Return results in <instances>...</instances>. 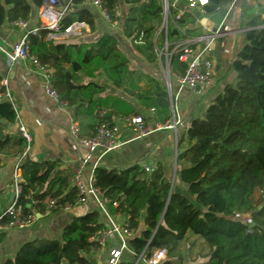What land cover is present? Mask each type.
Returning a JSON list of instances; mask_svg holds the SVG:
<instances>
[{
	"label": "trees",
	"instance_id": "16d2710c",
	"mask_svg": "<svg viewBox=\"0 0 264 264\" xmlns=\"http://www.w3.org/2000/svg\"><path fill=\"white\" fill-rule=\"evenodd\" d=\"M44 1L0 0V28L27 21L32 5L40 7ZM164 1L124 0L130 14L140 13L143 22H151V30L161 23ZM177 1L168 0L169 25L161 38L163 44L171 45V66L176 65V71L183 74L185 65L178 54L172 53L171 43L181 37L176 24L183 25L190 18L196 22L197 18ZM233 1L209 0L203 6L204 15L216 14ZM89 2L74 0L63 17V26L79 21L95 30L98 14ZM104 2L114 15L121 0ZM136 21L126 18L125 27ZM245 26L244 47L232 63L236 84L226 85L179 138L178 165L189 166H178V185L168 179L162 165L151 171L141 165L95 168L96 186L112 203H118V207L109 205L111 212L128 216L134 235L119 264H148L147 260L162 248L167 249V259L159 264H184L178 250L189 236H196L209 247L206 260L195 264H264V17L256 16ZM40 33L44 37L47 32L41 29ZM42 37H31V54L53 69L55 88L62 100L76 107L77 120L83 123V119H92L86 126L89 136L95 135L103 122L115 125L117 118L140 114L126 98L106 94V86L99 82L108 62H118L113 67L116 71L125 66L127 59L122 57L118 36L104 33L95 42L77 44ZM17 124L14 104L9 99L1 100L0 156L22 158L18 165L24 183L19 204L29 212L26 197L34 192L39 201L34 208L40 214L75 207L78 191L72 185L70 170L57 161L26 159L29 143ZM52 200L55 207L49 206ZM238 212L249 214L253 226L230 218ZM105 226L100 211L95 209L74 217L64 227L60 240L28 241L4 264H92L87 255L100 248L93 238ZM4 237L0 234V242Z\"/></svg>",
	"mask_w": 264,
	"mask_h": 264
},
{
	"label": "crops",
	"instance_id": "0c3cea01",
	"mask_svg": "<svg viewBox=\"0 0 264 264\" xmlns=\"http://www.w3.org/2000/svg\"><path fill=\"white\" fill-rule=\"evenodd\" d=\"M165 2V1H164ZM176 4L189 9L196 15V22L192 18L188 19L183 25H179L181 37L176 38L173 45V54L177 53L179 45L188 44L191 39L201 35H211L212 29L208 24H203L202 20L207 19V23H213L218 29V35L211 38L209 49L206 52L213 61L214 79L212 85L202 88L198 92L190 89L181 91L179 98L173 100L178 94L179 85L177 79L172 82V90L168 88L169 95L160 85L161 75L155 71L150 79L149 88L145 89V98L153 99L160 103L143 104L137 102L133 97L127 96L126 92H121V97L126 98L134 104L139 115L144 117L146 126L152 132L142 138H137L133 130L128 127L120 118L115 119L119 127L118 148L102 155V150L95 153V160H99V165L108 169L129 168L133 165L149 167L152 170L158 165L164 167L166 176L176 183V171L179 167H187L188 163L178 165L179 138L189 128L193 118L204 114L212 100L228 84H236L237 75L232 70V63L237 58L238 53L244 47V34L246 24L256 16L264 17V0H235L224 10L209 16L204 15L203 7L196 4L190 7L188 1L178 0ZM90 5V3H89ZM122 9L121 25L119 27L111 26L103 17L101 12L94 7L92 9L98 14L96 29L91 30L88 27L82 30V35L70 37L63 41L66 43H92L104 34L116 35L121 39V45L124 49H129L132 45L130 30L139 24V31L134 38V42L139 44V51L136 63L138 68L146 71L158 67L157 63H147L146 50L142 45V38L151 32V22L142 21L140 13L130 14V6L125 4L124 0L120 2ZM38 6L32 5L31 15L28 26L36 28L40 26L38 17ZM136 18V22H131L130 27H125L126 18ZM139 20V23H137ZM153 31V30H152ZM129 32V33H128ZM26 31L20 27H14L12 24H6L0 28V84L6 82L11 102L14 104L18 113L17 126H23L32 136L30 150L25 155L26 159L34 161H57L62 168L70 170L73 163L88 153V149L81 143L80 137H89L90 129L86 126L92 119H83V123L77 120L76 107L67 106L65 108L49 97L44 88V81L41 76L33 71L28 61H16L13 64L8 62L6 52H10L13 46L19 42ZM127 34V35H126ZM140 39V42L139 39ZM168 43V42H166ZM204 44H196L194 49L200 51ZM132 67V63L129 64ZM179 75L177 71L175 76ZM142 92V91H141ZM138 91L139 97L142 93ZM135 103H134V102ZM171 110H169V104ZM176 102V106H175ZM177 110L180 124L176 129H165V125L174 119V110ZM76 122L80 128V137H75L71 132L72 124ZM0 214L9 206L12 201V185L16 166L22 160L21 157H12L10 155L0 156ZM91 201L72 207L70 210L57 212L46 211L42 217L33 226L26 229H8L0 232L5 237L0 242V264H4L8 259L13 258L20 247L35 239H61L63 229L74 217L82 216L95 210ZM119 240L117 236H112L107 246L99 251H94L88 256L92 264H108L109 250L117 246Z\"/></svg>",
	"mask_w": 264,
	"mask_h": 264
},
{
	"label": "built area",
	"instance_id": "2783aa9c",
	"mask_svg": "<svg viewBox=\"0 0 264 264\" xmlns=\"http://www.w3.org/2000/svg\"><path fill=\"white\" fill-rule=\"evenodd\" d=\"M74 0H45L39 8V21L40 26L36 28H30L28 21L18 20L12 22V26L23 28L26 33L24 37L17 42L10 52H6L8 62L13 64L16 61H28L33 71L42 77L44 81V88L46 94L55 100L60 107H67L69 104L60 98L58 91L55 88L54 71L50 65L43 63L37 56L31 54V37H42L40 33L41 29H44L47 33L42 37L46 41H63L70 37H78L82 35V30L88 27L85 22L76 21L67 27L62 24L63 17L70 5ZM190 7H194L196 4L203 7L209 0H187ZM235 1V0H234ZM90 5L99 10L104 19L113 27H119L121 25V11L118 7L115 10L114 15H111L105 6L104 0H90ZM164 29L168 30L169 25V4L164 2ZM176 27L180 29L179 25ZM213 35H201L185 45H179L177 47V53L179 60L185 65V72L183 74L176 75L179 85L178 94L173 97V100L179 98L180 93L184 89H190L194 92L200 91L202 88L209 87L213 83L214 79V67L213 61L206 56V52L209 49V44ZM196 44H204V47L197 51L193 48ZM170 89L172 90V84ZM6 82L0 84V101L3 99L11 100L10 93L6 89ZM105 114L102 112V115ZM120 120L130 127L136 134L137 138H142L149 135L152 130L146 126L144 117L142 115H130L128 117H121ZM180 124L178 112L174 110V119L165 125V129L173 130ZM20 131L27 139L29 146L27 147L24 155L30 150V143L32 136L27 132L25 127L20 126ZM72 134L79 138L80 128L76 122L71 127ZM118 136L119 127L117 124L111 125L110 123L103 122L97 129L93 136L80 137L81 143L88 149V153L85 156L77 159L70 168L72 175V185L78 191V199L75 202V207L84 204L86 201H91L95 208L98 209L104 219L105 228L99 232L94 240L98 241L100 248L96 251L102 250L107 246L109 239L112 236H117L119 244L112 247L109 250L108 264H119L123 253L129 250V241L134 236L128 226V216L121 214H113L109 205L113 204L114 207H118L117 202L111 201L106 197L103 191L96 186L95 168L99 166V160H95V153L100 149L102 155H105L118 148ZM147 171L152 169L145 167ZM24 178L19 165L16 166V170L13 178L12 192L14 199L10 202L9 206L0 214V232L8 229H26L33 226L42 217L34 206L39 201L34 198V192L28 195L29 203L26 205L30 208L29 212H26L23 204H19V198L22 195ZM50 207H55V200L50 201ZM72 207L67 206L64 210H70ZM230 218L233 220L242 222L245 225L253 226V218L246 213H235ZM6 219L5 222L3 220ZM167 259V249L162 248L154 252L153 256L147 260L148 264H159Z\"/></svg>",
	"mask_w": 264,
	"mask_h": 264
},
{
	"label": "rangeland",
	"instance_id": "374dc122",
	"mask_svg": "<svg viewBox=\"0 0 264 264\" xmlns=\"http://www.w3.org/2000/svg\"><path fill=\"white\" fill-rule=\"evenodd\" d=\"M119 8L122 15L123 8H121V5H119ZM160 22V25L155 30H151L149 34H146L145 37L141 39L144 43L142 47H145L146 50L147 63L152 61V63H157L158 67L156 66L155 69L152 68V70L149 71H146L143 68H138V63H136L134 57H138L139 53L137 51H139L138 47L140 45L134 42V39H136L134 36L140 31L139 24H136L135 28L130 30V35H128L132 39V45H129V49H124L123 45L121 47L122 57L127 59L125 66L121 67L120 71H116L113 67L118 62L110 61L105 65L104 70L100 74L99 82L106 86V94L120 96L121 92H126L127 96L133 97L137 102L143 104L156 103V105L159 106L160 103L158 101L145 98V89L152 85L150 81V79H152L151 76L157 71L162 77V80L160 79V85L165 90L166 95H169V83L172 84L177 72V67L176 65L171 66V54L169 52L171 45L168 43H162L161 33L164 30V15H161ZM137 23H139V20ZM138 42H140V39ZM130 63H132V67L129 66ZM139 90L140 92L142 91V98L139 97ZM169 103L170 102H168V104ZM169 110H171L170 104ZM178 253L182 255L184 264H195L206 260L209 253V247L203 240L196 236H189L186 241L182 242L179 246Z\"/></svg>",
	"mask_w": 264,
	"mask_h": 264
},
{
	"label": "water",
	"instance_id": "95a60500",
	"mask_svg": "<svg viewBox=\"0 0 264 264\" xmlns=\"http://www.w3.org/2000/svg\"><path fill=\"white\" fill-rule=\"evenodd\" d=\"M166 2H168V0H166ZM202 23L205 24V25L206 24L209 25V27L212 29L211 35L216 36V35L220 34V33H218V29L214 27L213 23H207V19L204 18L202 20ZM107 116L110 117L111 115L110 114H107ZM1 122H4V120H1ZM12 199H14V195L12 196Z\"/></svg>",
	"mask_w": 264,
	"mask_h": 264
}]
</instances>
